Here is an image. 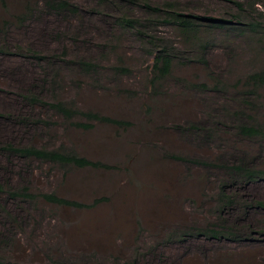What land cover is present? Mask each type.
I'll list each match as a JSON object with an SVG mask.
<instances>
[{"label":"rangeland","instance_id":"1","mask_svg":"<svg viewBox=\"0 0 264 264\" xmlns=\"http://www.w3.org/2000/svg\"><path fill=\"white\" fill-rule=\"evenodd\" d=\"M46 1L0 0V264H264V208L256 206L264 179L235 183L225 169L243 160L264 170V137L239 134L234 116L243 109L254 120L241 121L264 125V86L245 91L249 74L264 67L261 34L237 23V6L225 0H67L74 11ZM236 1L245 21L264 23V0L250 8V0ZM146 2L233 24L200 22L198 43L185 44ZM162 46L173 63L159 77L153 64ZM59 102L76 112L72 119L52 107ZM222 186L235 205L221 212ZM217 223L240 240L182 235Z\"/></svg>","mask_w":264,"mask_h":264},{"label":"trees","instance_id":"2","mask_svg":"<svg viewBox=\"0 0 264 264\" xmlns=\"http://www.w3.org/2000/svg\"><path fill=\"white\" fill-rule=\"evenodd\" d=\"M130 0H122V2H129ZM233 3L237 6L238 13L235 14L234 18L238 19L237 23H244V26L248 27V30L256 35L262 36V39H264V23H258L253 22L251 19L248 21H245L241 13L245 12L243 5L241 2L236 0H225ZM256 3V0H250L249 2V8L250 5H253ZM46 5L49 9L56 10V11H66V10H72L77 9V7L71 3H69L67 0H47ZM75 7V8H74ZM145 9L149 12H155V13H163V23L168 25H174L176 26L179 34L182 36L183 40H185V44L194 42L198 43V28L200 22H207L209 27H217V28H224L227 26H230L232 23V20H225V19H217L213 17H197V16H188L179 12L174 11L172 8V5L170 4V7L168 9H160V8H152L150 7L149 3L146 2ZM243 18V20L241 19ZM230 22V23H229ZM123 23L127 25V27L137 29L139 28V23L137 19H125L123 20ZM145 23H147L149 26L153 25V22L150 20H146ZM233 24V23H232ZM145 28V24L143 25ZM140 33V31H139ZM141 35V33H140ZM150 45L155 48L156 43L154 42V39L149 40ZM173 63V56L169 53L167 50V46H162L158 53L154 57V71L158 73L157 75L159 77L166 76L169 74L171 66ZM83 66H86L89 68L91 65L87 63H83ZM220 85L217 84V87ZM246 93L248 94H254L255 90L254 88L258 86H264V67L260 68L257 71H254L253 73L249 74L246 82ZM205 86L203 85V88ZM249 88V89H248ZM249 90V91H248ZM247 98V95L245 96ZM244 102L247 104V106H253V103L247 102L246 99H244ZM52 107L56 109L58 113H60L65 119L70 120L74 117L76 112L72 110L71 108L67 107L65 103L59 102L54 104ZM245 110H239L234 113V116L236 117L237 123V130L238 133L243 135L244 137H255V136H263L264 137V125L260 124L256 121L254 123L249 124L246 121H241L240 118L247 116V118L251 117L248 116ZM84 116L91 121H104L107 123H115L118 125H123L121 121H115L111 120L107 117H100L96 114L92 113H85ZM251 120H254L250 118ZM82 127L90 128L92 124H79ZM200 131L204 132L206 135L211 136L215 132L211 129H199ZM4 150H10L13 153H21L26 156H33L37 158H42L46 160H52V161H58L61 163H73L76 166L79 167H86V166H96V164L92 163L91 161L75 157L71 154H62L59 151L56 150H47L38 148L35 146L25 147V148H15L13 145L5 144L3 146ZM247 163H245L243 160L239 163L233 164L228 168H225L226 170H229V179H233L235 183H249V182H255L261 179H264V170L263 169H254L251 167H246ZM1 191V186H0ZM43 197L55 204L59 205H67V206H75L76 204L73 201H69L66 199L59 198L55 196L54 194H45ZM219 211H225L226 209L232 210L231 208L235 205V200L232 198V196L227 192L226 188L222 186L220 190V194L217 196V203ZM77 206V205H76ZM257 207H263L264 208V202L258 201L256 203ZM251 207H254V204L251 205L248 204L247 209H251ZM246 208V207H245ZM236 223H234V226ZM182 235H194L198 237L208 238V239H215V240H229V241H236L240 240V237L238 236V232L233 227H225L223 223H217L213 227H207V228H186L182 232Z\"/></svg>","mask_w":264,"mask_h":264}]
</instances>
